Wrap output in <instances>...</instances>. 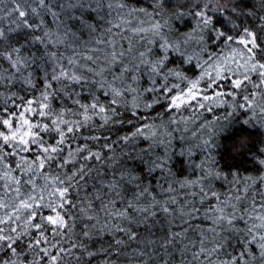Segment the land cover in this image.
<instances>
[{"label": "snow or ice", "instance_id": "snow-or-ice-1", "mask_svg": "<svg viewBox=\"0 0 264 264\" xmlns=\"http://www.w3.org/2000/svg\"><path fill=\"white\" fill-rule=\"evenodd\" d=\"M0 264H264V0H0Z\"/></svg>", "mask_w": 264, "mask_h": 264}, {"label": "trees", "instance_id": "trees-1", "mask_svg": "<svg viewBox=\"0 0 264 264\" xmlns=\"http://www.w3.org/2000/svg\"><path fill=\"white\" fill-rule=\"evenodd\" d=\"M248 166H249V167H251V165H250V164H249Z\"/></svg>", "mask_w": 264, "mask_h": 264}]
</instances>
